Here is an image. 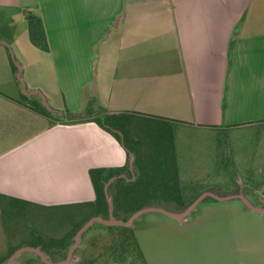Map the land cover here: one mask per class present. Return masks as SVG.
I'll return each mask as SVG.
<instances>
[{
	"label": "crops",
	"instance_id": "obj_1",
	"mask_svg": "<svg viewBox=\"0 0 264 264\" xmlns=\"http://www.w3.org/2000/svg\"><path fill=\"white\" fill-rule=\"evenodd\" d=\"M118 114L204 133L264 124V0H0V217L92 205L95 182L112 201L105 175L131 165L151 197L172 190L135 170L146 152L116 132Z\"/></svg>",
	"mask_w": 264,
	"mask_h": 264
},
{
	"label": "rangeland",
	"instance_id": "obj_2",
	"mask_svg": "<svg viewBox=\"0 0 264 264\" xmlns=\"http://www.w3.org/2000/svg\"><path fill=\"white\" fill-rule=\"evenodd\" d=\"M110 118L102 115L100 120L110 122ZM115 119L116 132L127 145L134 150L141 144L145 149L144 165L135 166V170H144L147 179L158 172L168 178L161 184L172 188L159 192L162 198H155L150 196L157 195L150 188L151 180L142 181L146 188L136 194L134 204L153 202L178 212L200 192L215 187L219 190L212 192H242L253 204L264 206V124L204 133L136 116L118 114ZM175 134L180 136L175 142L176 164L170 151ZM133 171L131 165L113 176L129 181L134 179ZM136 177L142 180L140 175ZM112 205L115 218L125 221L131 215L125 219L115 212L113 200ZM102 206L107 211L103 212ZM14 208L3 211L0 217V258L13 246L28 245L38 247L51 261H61L75 231L95 212H101L103 219L109 216L106 200L72 209ZM104 225L94 222L83 231L68 264L91 260L104 264L113 257L109 249L113 240ZM132 230L146 264H264V213L252 210L241 198L217 200L207 196L183 222L156 211L147 212L134 221ZM124 253L126 259L136 261L132 246ZM16 264L46 263L37 254L23 251Z\"/></svg>",
	"mask_w": 264,
	"mask_h": 264
},
{
	"label": "trees",
	"instance_id": "obj_3",
	"mask_svg": "<svg viewBox=\"0 0 264 264\" xmlns=\"http://www.w3.org/2000/svg\"><path fill=\"white\" fill-rule=\"evenodd\" d=\"M27 20L30 26V37L34 44L39 45L43 48H46V43L43 36V30L41 27L40 19L31 15L27 14ZM13 68L16 70L15 65L13 64ZM23 99H26L25 104L29 107L42 112L44 114L50 113L45 107H40L37 103H34L31 99L27 98L25 95H23ZM123 168H117L110 170L104 177V180H106L107 175L113 176L115 174H118L123 170ZM133 180H121L120 178L115 179L111 184L110 187L114 189L113 193V202L115 203V212L118 214H122L125 216V219L130 215L133 211L136 209L149 205L153 202H147L145 204H134V202H137V199L135 198L137 193H140L141 189L146 188L145 184H142L141 181H138L136 179L137 177H133ZM140 180V179H139ZM141 182V183H139ZM96 187V200L92 205H98L99 203H105V196L103 189L100 188V191H98V183L95 182ZM210 197V196H209ZM191 202V201H190ZM189 203V202H188ZM262 203V202H261ZM103 205V204H102ZM187 205L184 204L182 207H185ZM103 212L107 211V209L103 208ZM101 209V210H102ZM101 215V212L94 213L93 216H99ZM107 230L110 232L113 244L110 246V254H113V257L111 259L106 260L104 264H112V263H118V264H146L144 260L143 253L140 249V246L134 236L133 230L131 227L126 226H119V225H104ZM78 229V228H76ZM76 232V231H75ZM68 245V244H67ZM67 245H65L63 248H65ZM132 246L133 251L135 252L137 259L136 261H129L126 259V254L124 253L126 251V247ZM13 252V249L11 250V253ZM95 260L91 261H82L80 264H93Z\"/></svg>",
	"mask_w": 264,
	"mask_h": 264
},
{
	"label": "water",
	"instance_id": "obj_4",
	"mask_svg": "<svg viewBox=\"0 0 264 264\" xmlns=\"http://www.w3.org/2000/svg\"><path fill=\"white\" fill-rule=\"evenodd\" d=\"M17 76L20 79V72L19 71H18ZM22 87L24 88L23 84H22ZM44 103L47 105V103L45 101H44ZM115 178H116V176H114L112 178V180H114ZM206 196H210V197H213V198L219 199V200L241 198L246 203V205H248L252 210L264 213V206H258V205L253 204L242 192L238 193V194L219 196V195H217L211 191H204V192L200 193L195 199H193V201L191 203H189L187 206H185L184 209H182L181 211H178V212L171 211L169 209H166L165 207L158 206V205H145V206H142V207L138 208L137 210L133 211L131 213V215L128 217V219L123 221V220L117 219L113 216V214H112V210H113L112 201L110 198H107L108 212H109L108 218L103 219L99 216H93V217L89 218L76 231V233L74 235V241L69 246L68 251H67V255L63 260L56 261V262L51 261L47 258L46 254L43 251H41L38 247L22 246V247L15 249L9 255L5 264H16V258L23 251H31V252L37 254L41 258V260L43 262H45L46 264H68L70 262L71 258L73 257V251L78 245L81 234L83 233V231H85L94 222H101V223H104L106 225H119V226L132 227L134 220L136 218H138L143 213H147V212H151V211L160 212V213H163V214H165L171 218H174L178 221H181L185 216H187L195 208L197 203H199L201 200H203ZM262 200L264 202V199H262Z\"/></svg>",
	"mask_w": 264,
	"mask_h": 264
}]
</instances>
